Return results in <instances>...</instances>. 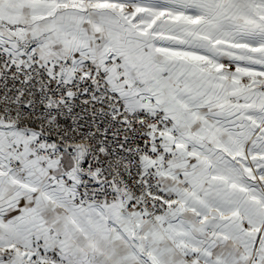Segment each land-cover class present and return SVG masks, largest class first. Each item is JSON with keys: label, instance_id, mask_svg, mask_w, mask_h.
Masks as SVG:
<instances>
[{"label": "snow or ice", "instance_id": "obj_1", "mask_svg": "<svg viewBox=\"0 0 264 264\" xmlns=\"http://www.w3.org/2000/svg\"><path fill=\"white\" fill-rule=\"evenodd\" d=\"M0 264H264V0H0Z\"/></svg>", "mask_w": 264, "mask_h": 264}, {"label": "built area", "instance_id": "obj_2", "mask_svg": "<svg viewBox=\"0 0 264 264\" xmlns=\"http://www.w3.org/2000/svg\"><path fill=\"white\" fill-rule=\"evenodd\" d=\"M77 111H79V109H77Z\"/></svg>", "mask_w": 264, "mask_h": 264}]
</instances>
